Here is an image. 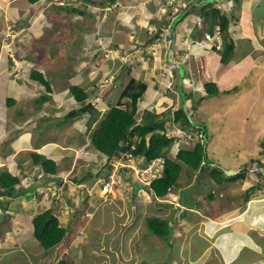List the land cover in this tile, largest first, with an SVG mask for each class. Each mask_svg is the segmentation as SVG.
<instances>
[{"label":"rangeland","instance_id":"1","mask_svg":"<svg viewBox=\"0 0 264 264\" xmlns=\"http://www.w3.org/2000/svg\"><path fill=\"white\" fill-rule=\"evenodd\" d=\"M46 1L47 0H43L41 3H38L37 6H54V8H50V14L53 15V17L50 16L51 22H48V27L45 26L46 13H43V17L37 19L39 22L36 27V33L33 28H28L30 37L26 40V44H21L23 48L20 47L21 50L18 49L20 53L17 54V59L20 61L33 59L31 66L24 64V67L20 69L26 68L25 71L17 72V74L14 73L12 78L14 81H6L9 88L12 89L0 93V102L3 103H1L2 108H0V156L3 155L2 150L4 149L7 150V156L9 157L15 153L21 152L22 148L28 147L30 149L33 147L35 150L36 147L38 148V144L44 142L47 144L54 140L63 147L64 151L59 148H49L48 157L53 159L56 165H60L59 170H67L71 165L74 168L75 165L79 168L78 165H85L87 156L89 161L93 159L91 164L96 167L94 172L96 173L99 171L101 173L99 177L95 178V181L99 183V194L101 180L105 174H107V170L105 166L102 165L104 161H102L100 154L89 144L91 142V132L96 128V124L92 122L88 125V115H80L81 117L74 120L65 118L67 112L76 106L69 90L65 87L67 83L66 80L72 84L79 83L81 86L84 84L88 87H92L93 83L96 81V84L100 87L101 81H103L104 78L113 80L114 77H104V72L107 70L106 65L108 64L106 61L108 59H102L107 57L112 59L110 61L119 59L120 62H123L120 64L123 66L118 69L116 68L117 66L115 67L116 69L111 68V71H116L115 76L122 74V78H124L125 82L130 76L133 77L134 74L124 71L122 68L126 65L127 69L129 68L132 71H136L138 69V64H135L130 59L127 61V57L122 60L121 55L116 53L117 48L125 41L120 40L119 35L115 33V29L119 33V26H115V29H113L112 20L109 22L111 18L101 11V0H97L94 3L82 0L74 4V7L82 10L84 14L71 10L63 11L57 8L60 6L57 5L58 3H54L55 1L52 0L53 2L51 1L50 3ZM62 1L68 2L71 0ZM171 2L177 3L174 5L173 10H176L181 5L182 7L184 6L183 0H177V2H173L172 0ZM21 4H28V2L22 1ZM36 8L37 7H34V9ZM173 10L169 9L168 11L172 13L174 12ZM30 16L29 13L24 14L21 18L22 23H28L29 26V20H36L30 18ZM34 16L35 14L33 13V17ZM127 19V22L126 19L124 20L126 23L123 21L124 25L134 26L133 21H131L132 17H128ZM165 23L168 22L166 20L160 21V26L156 30L162 29L165 37H169L171 33L169 35L166 31L167 26ZM15 30H17L16 33L18 34L20 30H18V24H15ZM32 31L35 35H33L34 33ZM107 38L109 46H104L103 44L101 46L98 45L99 42L107 40ZM206 41H211L210 43L213 44V37L211 36V39H206ZM160 42L161 38L156 41V43ZM0 50L2 49L0 48ZM8 51L11 50L6 48L4 53L5 59L7 60L6 63L8 67L13 68V64L8 62L9 57L6 58ZM95 53L99 55L96 56ZM164 55L165 53H163V56ZM7 66H5L4 69H0V72L3 70L6 72L8 70ZM82 67H84L83 69H85V71L78 72V69ZM33 68L41 70L46 75V78L48 80L50 79L56 87L55 92L50 95L52 99L50 102H40L39 97L44 93V88L39 85L40 83L38 81H32L29 77V71ZM71 70L73 73H78L69 76L68 74ZM113 74L114 73H112V75ZM256 77L257 75L254 74L253 76H246L240 79L233 86L235 89H232L229 93H220L219 95L211 96L207 94L205 99L198 101V104H195L196 106L189 111L190 114L194 112L192 117L195 123L201 127V130L207 131L209 135L210 144L208 147V154L210 155V159L215 165H220V168L223 167L228 169L227 171L239 170V167L249 164L251 158L264 160V154H262L264 153V119L258 118L260 113L264 110V105L260 103V96H264V78H261L260 82L257 81L255 84ZM222 78L223 80L219 81L220 84L217 86L220 91H223L230 79L228 72H226ZM63 79L66 80L63 81ZM3 81L4 80L0 79V83ZM111 84L113 85L111 88L109 87L110 90L106 95H101L103 90H100L98 96L101 95V99H97V95L94 96L93 102L96 103L97 106L108 101L115 103L122 87L116 86L114 82ZM102 85H104V82ZM14 87L18 89V91ZM0 89H4V87L1 86ZM8 98H10V100L17 99V103H12L11 106H8V104L6 105L5 103ZM19 112L21 113L20 115L17 114ZM234 112H237L236 117L233 115ZM43 117L48 118L42 120ZM257 123L261 125L257 126ZM184 139L185 137L183 136L182 144L185 143ZM187 139L188 138H186V140ZM178 145L179 144H176L171 148L172 155L177 148H180V145ZM184 146H186V144H184ZM71 148L75 149V151ZM26 155L16 158L13 164V170L19 169L21 167L20 165H24L22 163L27 157ZM60 155L62 156L58 158ZM78 157L79 160L77 159ZM74 158L77 159V162ZM28 165H31V161H29ZM5 168L12 170L10 166L1 167L0 172L4 171ZM40 169H43L41 165L38 167L32 166L30 174L34 177L32 181L33 185L29 188V191L27 192L25 189L23 190V188L18 186L15 190L16 195L7 203L9 204L12 218H8L9 215H6L8 213L3 214V212L0 211V246L1 244L10 243L9 238L14 242L13 244L10 243L11 245L8 246L9 249L4 250L0 247V264H55L53 263L50 253H46L43 249L38 251L31 248V243L24 242L22 244V237L19 234L12 233L14 229L18 232L16 226L18 222L15 223L12 219L18 218L20 221L23 219L27 221L29 217L31 218L39 212L44 211L43 207H45V205L42 204H39L36 210H34V207L31 208V203H35L34 201L38 202L35 193L33 194L32 191H35V188H38L43 183L42 180L36 179V175ZM208 171L209 170H207V172ZM207 172L200 174L190 167H185L182 175L170 192L171 195H175L173 198H170V201L176 202L177 199L181 200L184 197L187 201L193 200L191 202L195 205V202H197L193 199L195 197L193 193H195L198 194V200H201V209L206 215L223 218L229 216L233 212H240L247 204L246 195L251 198L252 193L247 192L249 190L248 188L251 185H258L260 183H255L254 178L250 175L246 184L242 183L240 185L238 184L240 182L235 184L226 182L222 185H217L210 177L209 172ZM129 176V173L122 175V185L111 194V198H115L118 194H125L124 198L128 196V202L137 198V194L134 191H131V195H127L126 192L124 193L120 190L127 182ZM77 190L79 189L77 188ZM252 191L257 195L261 193L257 187H254ZM38 192L42 193L41 189H37V194ZM45 193L48 194V189L47 191L44 190L42 193V198L44 200H46ZM146 194L147 193H145V198L149 199L148 196L150 195ZM101 195L105 196L107 201L110 199L109 195H104L103 193H101ZM261 195L264 196V193ZM86 197H93V195L86 193ZM101 199L103 198L101 197ZM104 202L105 200L103 199L102 203ZM262 203L264 202L259 203V205L252 204L249 213L243 216L237 224L234 225V231L216 241L218 245L216 242L212 244L209 242L207 249H205L203 253L207 255L208 258H205L206 260L204 259L202 264L217 262L221 264H261V259H263L262 264H264V249L261 248L264 247V204ZM7 204L5 201H0V206ZM133 204H136V201H133ZM33 210L35 214H33ZM92 211H94L92 206L86 208L85 217L81 219L77 227L76 224H74L78 233L80 230H83L85 234H87L84 235V241H87L89 238L88 232L91 234L89 238L91 240L93 237L92 233L96 235L94 231H97L99 227L97 225L90 226L91 221L89 215ZM169 211V208L166 209V215L168 216ZM155 212L152 206L147 215H154ZM86 213L89 215L87 214L86 216ZM186 214L188 216L190 215L192 220H196V217H192L189 211H186ZM58 215L60 217V213ZM97 215L96 216L100 218L99 212ZM92 216L93 215H91V217ZM126 216L127 214L124 213L121 219L123 220ZM107 219L111 220L110 218ZM140 221L142 223V219ZM133 223H135V221H133ZM249 223L253 224L252 229L247 228ZM108 225L109 224H105L104 227L108 229ZM174 225L176 226V221ZM143 228L147 229L144 224ZM22 231L26 232L27 229L22 228ZM117 233L118 231L116 233L113 232V237ZM183 234L184 232L179 229V232L176 231L174 234L176 236L173 239L179 247L180 254L178 257L181 264H186L184 262L186 261L185 259L189 260L190 257L188 254H182L181 252V248L183 249L181 243L184 240ZM101 235L108 236V234L103 233H101ZM17 237L19 238L17 239ZM95 239L96 245L103 248L101 251L103 254L100 255L99 251L96 249L94 253L96 257L90 258V261H92L93 264H106V257L111 253H104V249L111 248L102 238L99 239L98 237ZM141 242L143 244L145 241L140 240L134 244L136 250L141 249ZM163 244L164 242L160 243V245ZM84 245H86L85 249ZM160 245H154L149 250L154 253L157 258L166 260L170 250L173 249L174 252L178 251L176 247L165 249L164 247L167 245ZM36 247H38V249L40 248L39 245H36ZM200 247H204V244H200ZM77 248L80 250L79 253L84 249V252L81 253L83 256L79 254V257H83V262L81 264H84L85 251L90 250V243L81 244ZM258 252L263 256L260 259L258 258ZM256 255L257 259H255ZM68 261V263L75 262V264H79L80 259L78 260V254L70 255ZM167 262L168 261H166L165 264ZM199 263L200 259L195 262H190V264Z\"/></svg>","mask_w":264,"mask_h":264},{"label":"crops","instance_id":"2","mask_svg":"<svg viewBox=\"0 0 264 264\" xmlns=\"http://www.w3.org/2000/svg\"><path fill=\"white\" fill-rule=\"evenodd\" d=\"M22 1H27L28 4L22 5ZM32 1L33 0H0V48L2 50L7 46L4 43L6 32L11 30L10 28L12 26L14 28L15 24L19 25L24 14L29 13L31 15L30 18L36 19L34 21L30 20L29 26L28 23H23L20 27L26 32L24 40L30 37L28 28H33L36 33V27L39 22L37 19L43 17L45 13V26L48 27V22H51L50 16L53 17V15L50 14V8H54V6H37V4L41 3L43 0L37 2ZM171 1L172 0H119L116 3V5H118L116 12L114 13L115 10H113L109 13V17L111 18L109 22L112 20L113 23L112 28L115 29V26H119L120 34L116 29L115 33L119 35L120 40L125 41L120 44L116 53L121 55L122 60L127 57V61L130 59L135 64H138V69L132 72L134 74L133 76L148 84V90L140 100L141 111L154 109L164 111L171 105L176 109L183 105H192L196 100L205 99L207 94L204 85L206 83L213 82L218 86V84H220L219 81L223 80L222 77L226 72H228L230 79L223 91L229 92L235 89L233 86L237 81L246 76L250 77L256 74L255 84L257 81L260 82L261 78H264V0H220V2H216L222 5V7L224 6L223 9L228 13V18L230 19L229 31L235 42V50L231 57L232 59L226 64H222L218 52L212 50L215 42L212 44L206 41L205 33L207 30L205 31V29H201L197 26L196 16H199V14L194 11H190L189 14L177 24H172L174 29V35L171 34L172 37H165L163 33L160 37V43L146 44L149 43L148 40L151 39L153 34L157 31L156 29L160 25V20H169L172 23L176 20L179 13L175 15L176 10H173V7L177 3H172ZM192 1L183 0V3L189 4ZM46 2L50 3L49 1ZM173 2H177V0H173ZM34 7L37 8L34 9ZM169 9H172L174 12H169ZM33 13L35 14V18L33 17ZM128 17H132L131 21H133L134 26L124 25ZM125 19L126 22L124 21ZM35 33L33 35H35ZM2 50H0V69H4V67L7 66V60L5 59L4 53L2 54ZM163 53H165L164 56ZM8 55V61H16L17 67L11 72L9 68L7 72H5V70L0 72V79L4 80L0 83V88L1 86L4 87V89H0V93L12 89L9 88L6 81H14L12 79L14 73L17 74V72L25 71L26 68H20H23L24 64L31 66L33 61V59L27 61L18 60L16 58V52H9ZM108 60L109 62L106 65L107 70L104 72V75H109L114 72L113 70L111 71V68L118 69L123 66L120 65L123 62H120L119 59H114L113 61H110L112 59ZM71 74L72 72L68 75ZM44 76L46 77L45 74ZM51 84L53 85V82H51ZM39 85L42 86L41 84ZM53 86H51L52 90L50 92L52 94L56 89V87ZM42 87L44 88V94H49L46 92V88L44 86ZM16 90L18 91V89ZM15 102L17 103V99ZM1 103L2 102H0V108H2L3 104ZM260 103L264 105V96H260ZM5 104L7 105V102ZM104 108L105 105L102 104L100 109ZM17 114L20 115L21 113L19 112ZM233 115L236 117L237 112H234ZM258 118L264 119V110L260 113ZM260 125V123H257V126ZM37 146L39 153L47 158H49V148H59L64 151L63 147L54 140L47 144L45 142L38 144ZM71 149L75 151V149ZM95 155L97 156L96 153ZM61 156L62 155L58 156V158ZM208 156L210 159L209 154ZM77 159L79 160V157ZM77 159L74 158L76 162ZM92 160L89 161L87 156L85 165H78L79 168H77L76 165L75 168L71 165L67 170H59L60 165H57L58 169L56 174L44 176L41 179L43 181L42 185L35 188L34 193L38 202L34 201L35 203H31V208L34 207V210H36L39 204L45 205V207H43L44 210L53 209L58 217L60 213L59 220L62 227L77 230L76 227L78 223L85 217L86 208L92 206L94 211H92L90 215L86 213V216L88 214L90 217V226H99L97 231H94L96 235L92 233V242H95V238L99 237V239L102 238L111 248L108 249V254H111L107 255L106 264H165L166 261H168L166 264H181L178 257L180 254L179 247L173 239L176 236L174 234L176 231L179 232V229L184 232V240L181 242L183 249L181 248V252L182 254H188L190 257L189 260L185 259L186 261L184 262L190 264V262H195L200 259L199 264H202L204 259L208 258L207 255L203 253L205 252L204 250L207 249L209 242L211 244L215 243L223 236L232 233L234 231V225H236L243 216L248 214L252 204L259 205V203L264 202V196H255L253 197V201H250L252 198L249 199L248 204L242 211L223 218L206 215L201 209V200H198V194L195 193H193L195 196L193 199L197 201L195 205L191 202L193 200L187 201L184 197L181 200L177 199L176 202L170 201V198L175 196L170 193L161 199H155L153 195L146 194L150 195L148 196L149 199H146L145 192L140 193L135 200L130 199L131 202H128V196L124 198L125 194L122 195L117 193L118 195H116L115 198L109 199L110 203H102L100 197L101 191L98 194L99 183L95 181V178L99 177L101 173L99 171L96 173L94 172L96 167L91 164ZM1 161L3 160L0 157V162ZM102 161H105V159H102ZM27 171L28 170L25 172ZM25 172H22V174ZM41 174V171H39L36 175V179L37 176ZM248 180L249 179L246 177L238 184H246ZM77 188L79 190H77ZM37 189H41L42 193L44 190L47 191L48 189V194L45 193L46 200L42 198V193L38 192L37 194ZM86 193L93 195V197L87 198ZM127 195H129V193H127ZM133 201H136V204H133ZM152 206L156 212L154 215L149 216L147 214ZM167 207L170 209L169 216L166 215ZM34 210L33 214H35ZM186 211H189L192 217H196V220H192L190 215L184 214ZM98 212L100 213V218L97 217ZM124 213H126L127 216L122 220L121 216ZM91 215L93 216L91 217ZM35 216L29 217L27 221L24 219L20 221L18 218L12 219V221L18 222V225H15L19 230L18 234L22 237V244L24 242L31 243V248L39 251L38 247L35 246V241H33L31 226V221ZM147 217H158L167 221L172 228L169 238L162 239L152 234L146 226ZM107 218L112 219V221ZM117 218L122 221L119 229H117L114 223ZM141 219L142 223L140 221ZM133 221H135V223H133ZM175 221L176 226L174 225ZM74 224H76V227H74ZM105 224H109L108 229L104 227ZM143 224L147 229L143 228ZM252 225V223H249L247 228L252 229ZM22 228H26L27 231L23 232ZM117 231L118 233L113 237V232L116 233ZM101 233L108 234V236L101 235ZM89 236H91V234H89ZM140 240H144L145 242L143 244L141 242V249L136 250L134 244ZM161 241L167 245L164 247L165 249L176 247L178 251L174 252L173 249L170 250L169 256L166 257L167 259L165 258L166 260L157 258L155 254L149 250L154 245H160V243H162ZM200 244H204V247H200ZM0 247L4 250L9 249V247L3 244ZM97 247L99 246L94 243L90 253L94 254ZM261 248L264 249V247ZM257 254L259 259L263 257L260 252ZM84 257L88 258L87 254H85ZM255 259H257V255ZM262 262L263 259H261L260 263L262 264Z\"/></svg>","mask_w":264,"mask_h":264},{"label":"trees","instance_id":"3","mask_svg":"<svg viewBox=\"0 0 264 264\" xmlns=\"http://www.w3.org/2000/svg\"><path fill=\"white\" fill-rule=\"evenodd\" d=\"M34 1L36 2L38 0H33L32 2ZM86 1L92 2L94 0ZM118 1L119 0H106L102 3V6H110L111 10H117L118 5H116V3ZM217 1L218 0H195L190 2L188 4L190 9H185L180 13L174 24L180 22L191 10L203 16L207 24V32L211 35L216 34L217 31L220 33L222 41L221 48L218 49L215 44L212 50L218 52L221 63L226 64L230 61L234 53L235 42L229 31L230 19L215 7ZM71 8L72 7H69L67 9L73 12L78 11L75 8ZM160 33L159 30L154 36V39L160 38ZM149 42H151V40H149ZM125 68L124 66L122 69L125 71ZM31 78L44 85L47 93L51 92L52 84L49 80L45 79L41 72L34 71L31 74ZM119 78H121V75ZM119 78L117 77L114 80V84H119L123 88L119 92L115 103L110 101L108 104L109 108L104 113L103 117H99L101 112L96 108V105L92 103V99L97 94V85L91 87L89 91L79 85H70L69 90L76 106L65 116L66 119H69L78 115H88V123L91 124L95 122L96 128L91 133V145L107 157V174L111 172L113 167L112 158L130 149L134 156L144 157L146 160L145 162L158 158L164 159L162 175L154 180L150 186L151 193L156 197L163 198L169 193L170 189L175 186L182 175L185 167H190L200 172L210 170V177L218 185H222L226 182H237L246 178V164L239 167V170H235V173H228L222 167L220 168V165H215L213 161L209 159L207 154L209 135L207 131L201 130V127L195 123L192 117L194 112L191 115L188 114L183 106H180L174 111H172L171 106L165 112L158 111V109L145 110L143 112L141 111L140 100L148 90V84L135 77H131L125 84L121 82ZM112 85L113 84H111V86ZM204 88L210 96L219 95L220 93H229V91H220L213 82L206 83ZM108 92L109 90L104 94L106 95ZM40 99L46 101L48 97L44 95ZM7 101L8 106L14 103L13 99ZM170 112L173 113V118L169 119ZM44 119H47V117L42 118V120ZM174 125L179 127L178 129L183 131V133H194L195 145L192 149H181L175 158H170L168 157V152L181 136L179 133H168V128ZM30 158L36 166L41 165L47 174H56L58 167L52 159L45 157L39 152L31 153ZM253 160L254 159L251 158L250 162H253ZM128 173L131 174L132 171H128L126 174ZM20 182V178L13 173L1 171L0 188L3 189V191L0 190V197L6 196L13 198L16 195L15 190L20 185ZM24 189L25 188H23V190ZM25 191L28 192L29 189H25ZM32 192L34 194V190ZM9 202L10 201H5L6 204ZM2 206H0V208L3 214H5L9 208V204ZM146 225L152 234L164 239L169 238L172 230L167 221L158 217H148L146 219ZM31 226L33 237L47 252L58 245L66 235V229L61 226L59 217L54 213L53 209H47L38 213L32 219ZM61 264L67 263L62 262Z\"/></svg>","mask_w":264,"mask_h":264},{"label":"clouds","instance_id":"4","mask_svg":"<svg viewBox=\"0 0 264 264\" xmlns=\"http://www.w3.org/2000/svg\"><path fill=\"white\" fill-rule=\"evenodd\" d=\"M38 1H40V0H38ZM47 1H49V2H51L52 0H47ZM53 1H55L54 3H58L57 5L58 6H60V7H57V8H59V9H62L63 11H69L67 8H69V7H72V9L73 8H75L74 7V4H77V3H79L80 1H82V0H71V1H68V2H64V1H62V0H53ZM52 1V2H53ZM85 2H88V1H86V0H84ZM97 0H94V1H92V3H94V2H96ZM104 1H106V0H101L100 1V8H101V11L102 12H104L106 15H108L109 16V13L110 12H112L113 10H111V7L110 6H106V7H104V6H102V3L104 2ZM35 2V1H34ZM37 2V1H36ZM217 2H220V0H218ZM91 3V2H90ZM46 6V5H45ZM116 6V5H115ZM178 7V6H177ZM215 7L217 8V9H219L220 11H221V13L222 14H225V15H227L228 16V13H227V11L225 10V9H223V7H222V5H220V4H218V3H215ZM75 9H77V8H75ZM185 9H190V7L188 6V4L187 3H185L184 4V6L182 7V5L181 6H179L176 10H178V11H175V15H176V13H182ZM78 11H76V12H78V13H80V14H84V12L82 11V10H80V9H77ZM192 11V10H191ZM116 12V10L114 11V13ZM178 14V15H179ZM177 15V16H178ZM161 21V20H160ZM29 22H30V20H29ZM168 23H165L166 24V26H167V28H166V31L169 33V35H170V33L172 34V35H174L173 33H174V29H173V25L172 24H174V22L172 23V22H170L169 20L167 21ZM196 24H197V26L198 27H200L201 29H205V31L207 30V24H206V22H205V18L203 17V16H201L200 14H199V16H196ZM23 25V23H22V21H21V23H19V25H18V30H19V28L21 27ZM160 26V25H159ZM11 30H8L7 32H6V36L4 37V43H5V45H7L6 46V48H9L11 51H8L7 52V54H6V57H9V55H8V53L9 52H16V54H18V53H20L19 51H18V49H20L21 50V48L20 47H22V43H25L26 44V40H24V38H25V35H26V32L25 31H23L22 30V28H20V30L18 31V34L16 33L17 32V30H15V26H14V28H13V26L10 28ZM160 30V37H161V35L164 33V31L162 30V29H159ZM159 30H157L156 32L158 33L159 32ZM155 32V35L157 34ZM205 34H209V33H205ZM16 35V36H15ZM155 35H153L152 36V38L151 39H149V40H151V42H149V40H148V42L149 43H146V44H150V43H156V41L157 40H159L160 38H155L154 39V36ZM210 36H212L213 37V42H215V44L217 45V48L219 49V48H221V45H222V41H221V37H220V33H219V31H217V33L216 34H214V35H211V34H209ZM95 36V35H94ZM170 37H172L171 35H170ZM23 40H24V42H23ZM16 41H17V43H16ZM211 42V41H210ZM103 45L104 46H109L108 45V38H107V40H104V42H103ZM5 48V49H6ZM23 48V47H22ZM26 48V47H25ZM5 49H3L1 52L2 53H5ZM25 51L27 52V50L25 49ZM101 51V50H100ZM95 55L96 56H98L99 54L98 53H95ZM17 58V57H16ZM11 59V58H10ZM9 62V61H8ZM10 64H13V68H11V67H7V68H9V69H11V71H13V70H15V68L17 67V65H16V61L15 62H9ZM125 67H126V65H125ZM84 67H82L81 69H78V72H80V71H82V72H84L85 71V69H83ZM18 69V68H17ZM8 71V70H7ZM6 71V72H7ZM125 71H128L129 73L131 72H133L131 69H127V67L125 68ZM71 72H72V70H71ZM78 72H75V73H73L72 72V74L71 75H69V76H72V75H76ZM116 72V71H115ZM115 72H112V73H114L113 75H112V73H110L109 75H104V77L105 76H108V77H114V79L113 80H111V79H105L104 78V80L103 81H101L102 83H101V85H100V87H99V85L98 84H96V82H94L93 83V85H92V87L94 86V85H97L98 86V90H97V96L99 95V92H100V90H103L102 92H101V95H105L104 93L107 91V90H110V88H111V83L112 82H114V80L118 77H120V75H121V78H119L120 79V81L122 82L123 81V83H124V78H122V74H118L117 76H115ZM44 75V74H43ZM29 77L31 78V75H29ZM45 77V76H44ZM134 77V76H133ZM131 78V76L128 78V79H126L125 80V84L129 81V79ZM45 79H47L46 77H45ZM31 80L32 81H37V80H34L33 78H31ZM48 80V79H47ZM64 80H66V79H63V81ZM49 81H50V79H49ZM51 82V81H50ZM66 84H65V87H66V89H68L69 90V86L70 85H79V86H81L79 83H69V81H67L66 80ZM103 82H104V85H102L103 84ZM40 83V82H39ZM41 84V83H40ZM105 84H107V85H105ZM42 85V84H41ZM42 86H44V85H42ZM116 86H121V85H116ZM45 87V86H44ZM81 87H83L84 89H86L87 91H89V90H91V86L90 87H87V86H85L84 84L81 86ZM103 87H105V88H103ZM110 87V88H109ZM122 87V86H121ZM123 88V87H122ZM231 92V91H230ZM69 93H70V90H69ZM52 93H49V94H44L43 93V95H41L40 97H39V100H40V102H42V100L40 99L41 97H43L44 95H47V97H48V99L46 100V101H43V102H50L52 99L50 98V95H51ZM206 94H207V92H206ZM70 95H71V93H70ZM101 95L100 96H98V98L97 99H101ZM72 97V96H71ZM8 100H10V98H8ZM14 100V103H15V99H13ZM203 100V99H202ZM198 101H201V100H196L195 101V103H192V105L191 104H189L188 106L186 105V106H184L183 105V107H184V109L186 110V112L188 113V114H190L189 113V111H190V109L191 108H194V106H196L195 104H198ZM6 102H8V101H6ZM75 103V102H74ZM92 103H94L93 102V99H92ZM110 103V101H108V102H106V103H104V105H105V108L104 109H100V106H97V104L96 103H94L95 105H96V108L101 112L100 113V116L99 117H103L104 116V113L108 110V104ZM8 104V103H7ZM172 106V111H174L176 108H174V106L173 105H171ZM170 106V107H171ZM170 107H168L166 110H164V112L165 111H167ZM75 107H73L71 110H73ZM70 110V111H71ZM70 111H68L67 112V114L70 112ZM144 112V111H143ZM66 114V115H67ZM65 115V116H66ZM191 115V114H190ZM82 116V115H81ZM80 115H78V116H76V117H73V118H71V119H76V118H79V117H81ZM170 118H173V113L172 112H170V114H169V119ZM167 119H168V116H167ZM173 120V119H172ZM168 121V120H167ZM171 121V120H170ZM170 121H169V123H170ZM88 125H90V123H88ZM179 127H177V126H173V127H169L168 128V133L169 134H172V133H179L181 136H180V139H178L173 145H172V147L174 146V145H176V144H179L180 145V148H177L176 149V151L173 153V155H172V152H171V149L169 150V152H168V157H170V158H175L176 156H177V154H178V152L181 150V149H184V148H186V149H192L193 147H194V139H195V134L194 133H192V134H187V133H183V131H181L180 129H178ZM173 129H175V130H173ZM92 133V132H91ZM185 137V139H184V142L185 143H181V142H183L182 141V137ZM188 136V137H187ZM186 138H188L187 140H186ZM90 144V146H91V142L89 143ZM182 144V145H181ZM184 144H186V146H184ZM209 144H210V140H209ZM208 144V145H209ZM178 145V146H179ZM171 147V148H172ZM209 147V146H208ZM133 148V147H132ZM31 149V150H30ZM22 148V151L21 152H19V153H15V154H13V155H11V156H7V150L6 149H4V150H2L3 151V155L2 156H0L1 157V159L3 160V161H1L0 162V168L2 167H12V170H10V169H8V168H5L4 169V171H8V172H10V173H13L14 175H16V176H18L19 178H20V187L21 188H25V189H29L32 185H33V177L34 176H32L31 174H30V172H31V170H32V166H35V167H38V166H36L34 163H33V161H32V159L30 158V154L31 153H36V152H39L38 151V148L36 147V149L34 150V148L33 147H31V148ZM95 149V148H94ZM96 150V149H95ZM97 151V150H96ZM128 151H131L132 152V150H128ZM99 154H100V156L102 157V159H105V161L103 162V166H105L106 167V163H107V157L104 155V154H102V153H100L99 151H97ZM133 153V152H132ZM27 154V155H26ZM208 154V153H207ZM23 155H26L27 157L23 160V163L22 164H24L23 166L22 165H20L21 167L19 168V169H16V170H13V167H14V163H15V160H16V158L17 157H23ZM136 158H138V159H140L141 160V162H140V165L142 164V163H144V166L145 165H147V163L148 162H145L146 160H145V158L144 157H142V156H140V157H137V156H135ZM209 157V156H208ZM115 158V157H114ZM114 158H112V163H113V159ZM254 160H253V162H250L249 164H246V168H247V178H249V176L251 175L253 178H254V181H255V183H258V182H260L258 185L257 184H254V185H252V186H250L248 189V193H252V195H251V198H253V197H255V196H260L261 194H263L264 193V175H263V173L262 172H259V173H250L249 172V166H251L252 164H254V163H256L259 167H260V169L261 170H264V160H258L257 158H253ZM156 160H161L162 161V167H161V169H160V171H159V173H158V175H157V177L155 178V179H153V181L154 180H156L157 178H159L161 175H162V173H163V169H164V159L163 158H158V159H154V160H152V161H156ZM258 160V161H257ZM29 161H31V165H28V163H29ZM9 165V166H8ZM143 165V164H142ZM141 165V166H142ZM113 166H114V164H113ZM43 168V167H42ZM223 168V167H222ZM112 169H113V167H112ZM225 171H227L228 169H225V168H223ZM26 170H28L27 172H25ZM193 170V169H192ZM17 171V172H16ZM40 171H41V175H38L37 176V180H41L44 176H46V175H49V174H47L45 171H44V169H40ZM112 171V170H111ZM194 171H196V172H198V173H200V174H204L205 172H207V170L205 171V172H200L199 170H194ZM210 171V170H209ZM208 171V172H209ZM229 171H235V170H229ZM22 172H25V173H23L22 174ZM207 172V173H208ZM111 173V172H110ZM110 173L109 174H106L105 175V177L104 178H102V180H101V193H103L104 195H109L110 196V198H111V194L113 193V192H115L116 190H118V188L119 187H121V183L120 184H118V186L113 190V192H111V193H109V194H106V193H104V191H103V181L105 180V179H107L108 177H109V175H110ZM22 174V175H21ZM126 174V173H125ZM124 174V175H125ZM130 174V173H129ZM197 176H199V175H197ZM40 178V179H39ZM152 181V182H153ZM242 180H239V181H237V182H241ZM122 182V181H121ZM128 182V183H127ZM127 182L124 184V186H122V188L120 189V190H122L124 193L126 192V193H129V195H131V191L133 192L134 191V184L135 183H139V184H141V185H143V186H145V187H147L146 189H139V191L136 193L137 194V196L140 194V193H142V192H145V193H147V194H150V195H153V197L155 198V199H161L160 197H156L153 193H151V190H150V186H151V184H152V182L149 184V185H146V184H144L142 181H140L138 178H137V176H136V174H135V172L134 171H132V173L130 174V176L127 178ZM215 183V182H214ZM230 183H236V182H230ZM218 185V184H217ZM254 187H257V188H259V191L261 192L260 194H255L253 191H252V189L254 188ZM174 188V186L170 189V191L172 190ZM0 190L1 191H3V189H1L0 188ZM170 191H169V193H170ZM168 193V194H169ZM167 194V195H168ZM166 195V196H167ZM136 196V197H137ZM165 196V197H166ZM211 196V195H210ZM101 197L105 200V202H107V203H110L109 202V199H108V201H107V198L105 197V196H103V195H101ZM164 198V197H163ZM246 203L248 204V200L249 199H251L248 195H246ZM12 198L11 197H1L0 198V200L1 201H10ZM103 199H101V201L103 200ZM133 200V199H132ZM254 200V199H253ZM252 199L250 200V201H253ZM246 204V205H247ZM246 207V206H245ZM244 207V208H245ZM243 208V209H244ZM242 209V210H243ZM241 210V211H242ZM251 210V209H250ZM0 211L2 212V209L0 208ZM6 213H8V214H6V215H9V217L8 218H12L11 217V215H12V213H11V211H10V208H8V210L6 211ZM238 212H233L232 214H230V215H233V214H237ZM249 213V212H248ZM148 218V217H147ZM112 220V219H111ZM122 221H121V219H118L117 218V220L114 222L115 223V225L117 226V229H119V226H120V223H121ZM16 223V222H15ZM147 226V225H146ZM148 228V227H147ZM64 229H66V235H65V237L63 238V240L58 244V245H56L55 247H53L50 251H46V250H44L43 248H42V246L40 245V243L33 237V241H35V246L36 245H39V250L40 249H43L46 253H50L51 255H52V260H53V263H55V264H61L62 262H66L67 264H75V262H70V263H68L69 261H68V259H69V256L70 255H76V253L78 254V260L80 259V261H79V264H81L82 262H83V257H79V254H81L82 252H84V249L86 248V245H84L85 247H84V249H83V251L82 252H80L79 253V249L77 248V247H79V245H81V244H85V243H90V250H88V251H85V253L87 254V257L88 258H85V261H84V264H93L92 263V261H90V258H95L96 256L94 255V254H91L90 253V251H91V249H92V247H93V245H94V241L92 242V238H91V240L89 239L90 238V236H89V238H88V240L87 241H84V239H85V236L84 235H87V234H85V231H83V230H81V232L79 231V233H78V230H71V229H69V228H66V227H64ZM74 231H77V232H74ZM12 233H15V234H17L18 235V233H19V230H18V232H16L15 231V229L12 231ZM33 234V233H32ZM90 233L88 232V235H89ZM171 234V233H170ZM20 235V234H19ZM158 237V236H157ZM19 237H17V239H18ZM158 238H160V237H158ZM10 239V243L11 244H13L14 242H13V240L11 239V238H9ZM162 239H164V238H162ZM10 243H6V244H4V245H6L7 247L9 246V245H11ZM96 244V243H95ZM2 245V244H1ZM97 250L99 251V253H100V255H102L103 253L101 252L102 250H103V248H100V246L99 247H97ZM108 252H109V250L108 249H104V253H106V254H108ZM25 254V253H24ZM81 256H82V254H81ZM25 258H27V257H25Z\"/></svg>","mask_w":264,"mask_h":264},{"label":"built area","instance_id":"5","mask_svg":"<svg viewBox=\"0 0 264 264\" xmlns=\"http://www.w3.org/2000/svg\"><path fill=\"white\" fill-rule=\"evenodd\" d=\"M206 39H211L209 34L205 35ZM212 41V40H211ZM141 160L136 158L131 151L121 152L117 157L113 159V169L107 179L103 181V191L106 194L113 192V190L122 181V175L128 171H134L137 178L144 184L149 185L153 179H155L162 167V161L156 160L151 162L149 165L141 166ZM250 173L262 172L264 170L254 163L249 166Z\"/></svg>","mask_w":264,"mask_h":264},{"label":"bare ground","instance_id":"6","mask_svg":"<svg viewBox=\"0 0 264 264\" xmlns=\"http://www.w3.org/2000/svg\"><path fill=\"white\" fill-rule=\"evenodd\" d=\"M74 1H75V0H74ZM103 42H104V41L99 42L98 45L101 46V45L103 44ZM105 59L107 60V59H109V58L105 57V58H103L102 60H105ZM106 62H109V60H107ZM34 71H35V72H41L42 74H44L41 70L36 69V68H33L31 71H29V74L31 75ZM151 162H153V161H149V162L147 163V165H149ZM142 164H143V165H142ZM142 164H141V165L144 166V163H142ZM144 167H145V166H144Z\"/></svg>","mask_w":264,"mask_h":264},{"label":"water","instance_id":"7","mask_svg":"<svg viewBox=\"0 0 264 264\" xmlns=\"http://www.w3.org/2000/svg\"><path fill=\"white\" fill-rule=\"evenodd\" d=\"M228 173H235V171H227ZM146 189L147 187H145V186H143V185H141V184H139V183H135L134 184V192H138L139 191V189Z\"/></svg>","mask_w":264,"mask_h":264}]
</instances>
